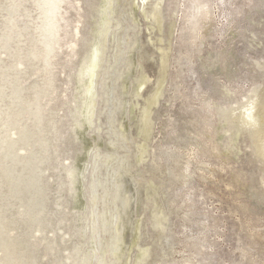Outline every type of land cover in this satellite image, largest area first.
I'll use <instances>...</instances> for the list:
<instances>
[{
    "label": "rangeland",
    "instance_id": "1",
    "mask_svg": "<svg viewBox=\"0 0 264 264\" xmlns=\"http://www.w3.org/2000/svg\"><path fill=\"white\" fill-rule=\"evenodd\" d=\"M71 2L87 22L68 9V31L75 27L88 46L73 73L97 36L104 0ZM104 59L107 89L96 111L106 117L78 132L73 158L60 164L86 177L92 161L106 160L105 198L92 207L78 186L75 203L62 206L66 221L43 233L38 264L65 261L73 245L79 263L88 259L92 210L108 226L90 264H264V154L232 119L255 96L264 127V0H112ZM66 72L56 70L58 119L76 94ZM62 120L66 134L73 122ZM30 221L18 227L27 245L36 230ZM53 234L57 251L46 257Z\"/></svg>",
    "mask_w": 264,
    "mask_h": 264
},
{
    "label": "bare ground",
    "instance_id": "2",
    "mask_svg": "<svg viewBox=\"0 0 264 264\" xmlns=\"http://www.w3.org/2000/svg\"><path fill=\"white\" fill-rule=\"evenodd\" d=\"M111 7L112 0H104L101 9L96 10L97 36L89 49L86 37L75 27L68 31L71 28L66 17L68 9L78 12L77 16L86 21L79 14L82 9L78 11L71 0H0V264H38L36 251L43 241V233L53 224L57 226L66 221L67 214L60 213L62 206L75 203L78 186L83 190L85 185L92 207L105 198L107 179L101 177V171L106 160L92 161L86 177L77 173L71 164L61 165L60 160L73 158L71 149L78 143L80 130L90 129L96 117H106L103 111L97 113L96 108L103 104L101 99L107 89L109 72L104 47ZM159 7L160 4L155 6L153 15ZM85 45L89 50L79 58L78 67L72 73L70 70ZM64 46L68 49V59L61 62L60 50ZM58 68L68 70L66 85H72L76 93L72 100L60 106L64 109L61 119L54 110ZM256 103L253 96L232 119L256 140L257 152L264 154V127L259 115H255ZM62 119L73 122L66 134L61 132ZM51 189L56 190L54 206L48 200ZM98 190H102L100 196ZM14 206L12 220L7 213ZM89 217L94 248L88 259L79 263L80 247L73 245L65 261L53 264H90L99 259L100 245L96 244L102 240L108 224L93 210ZM27 218L36 224L31 245L24 243V234L18 233V227L24 230L27 227ZM83 220L84 216L80 215L74 219L73 236L77 239L84 235L80 225ZM57 247L53 234L46 257L53 256Z\"/></svg>",
    "mask_w": 264,
    "mask_h": 264
}]
</instances>
